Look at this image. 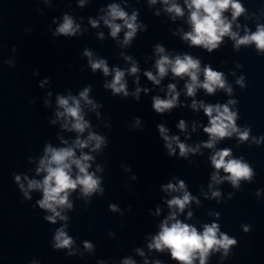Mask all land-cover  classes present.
Listing matches in <instances>:
<instances>
[{
    "label": "clouds",
    "instance_id": "9594fccd",
    "mask_svg": "<svg viewBox=\"0 0 264 264\" xmlns=\"http://www.w3.org/2000/svg\"><path fill=\"white\" fill-rule=\"evenodd\" d=\"M148 2L150 5H154L158 0H148ZM160 2L165 5L164 10L167 13L173 14V20L176 17L184 16V9L175 0H160ZM84 3L85 0H79L80 6H83ZM184 5L188 9L187 22L191 26V31L183 33L182 38L189 42L191 46L202 47L212 53L213 50L219 48L223 38L227 36L235 42L234 49L237 51L241 45L255 44L258 54L264 53V24H258L256 31L251 33L246 28L243 36H239L238 32L232 30L233 23L237 20V17L246 11L240 0H184ZM107 9V15L101 16L100 19L110 29L111 37L117 38L121 30L126 28L127 31L124 33L122 46L129 45L136 36L137 30L141 27L137 23V12L133 11L131 16H129L120 5L115 3L108 5ZM229 10L231 11V20L224 15ZM156 15H159V12ZM117 20L122 21V23H116ZM89 23L93 27L98 26L97 20H90ZM236 27L239 28L240 25L236 24ZM79 29L80 25L75 24L73 18L65 14L63 23L57 27L54 35L74 37ZM99 37L103 39V33H99ZM154 50L159 57L155 61L156 73L153 74L151 71L144 72V75L153 84L159 85L170 71L174 77L181 79L188 77V81L184 85L188 97H195L197 89H203L207 94H214L217 89H223L231 95L232 88L227 84L223 72L214 70L211 65H205L201 68V61L191 55H176L174 58H170L168 54H165V49L160 44L155 45ZM83 54L89 58L88 62L93 72L100 70L105 76L112 75V80L105 82L104 87L111 89L113 96L122 94V98H126L130 95L125 81L126 72L135 76L140 71L137 64L132 61V57H124L125 60L132 62L129 69L122 70L116 67L110 70L105 59L97 58L93 60L92 52L88 49H85ZM5 63L11 62L5 61ZM33 74L39 75V71L37 70ZM201 74H203V80L200 79ZM48 79L45 78L39 86L43 87L44 83L48 82ZM136 83H139L138 76ZM237 84L243 88L244 78L240 77L237 80ZM167 89L166 98L162 99L158 95L152 97V109L157 114H163L180 106L178 99L180 93L177 91L176 85L168 84ZM90 90L91 86L85 87L79 93V98L71 94L67 97L57 96V107L62 110L55 112L56 119L51 120L50 123L55 124L57 120H61L63 129L69 132L75 131L78 135L72 145L68 147L53 148L50 144L45 145L44 156L40 159L39 166L36 169L38 175L45 173L42 180L29 179L25 175L23 176V180L27 181V187H25V184L21 182V176L15 175V182L19 185V189L25 199L31 200L29 195L31 190L42 191V198L37 200L36 204L41 210L51 213V215H45L44 219L53 224L57 222V219L68 220V217L61 213L66 209H72L73 205L69 200V196L77 188L80 189L81 194L85 197H90L97 192L103 195L104 192L101 187V178L97 177L95 172H89L90 162L93 161L94 157L85 153L83 149L89 148L91 145L90 151L96 152L105 144V138L92 132L88 133L86 139L80 138L90 128L89 122L85 119L81 101L84 102V106L91 105L92 109L98 107L92 99H89ZM142 91L147 93L149 90L137 87L131 93L137 102H139ZM48 95H51V93H48ZM44 103L47 106L49 101L45 100ZM236 103L237 101L235 100H229L225 104H205L203 101L192 100L191 108L194 111L202 109L208 117V126L204 127L203 131L208 134L209 139L203 143V147L211 149L219 140L225 137L230 138L233 134H236L241 143L249 140L250 128L245 127L243 130L238 128L236 125L238 114L230 108V105H235ZM140 123V118L137 117L136 126H139ZM176 127L184 131L186 129L185 121L181 119ZM157 128L170 157L176 155L177 148L179 149V156L187 158L189 153L195 154L201 147L200 145L195 148L190 147L181 142L179 136H169V130L163 124H158ZM193 131H195V128H193ZM262 140H264V137L260 139L253 138V143L259 145ZM61 142L67 144L66 140ZM77 149L81 150L79 156L76 153ZM231 157L232 152L228 148L218 150L210 156L211 164L217 170L212 173V181L220 183L222 180H228L233 187L238 188L241 180L251 181L255 173L249 163L244 162L243 158ZM221 169L227 174L222 178L219 176V170ZM97 171H100L99 167H97ZM133 179H138V177L134 176ZM161 188L166 193L175 192L182 193V195L173 196L166 201L169 209L175 210L170 211L168 216L160 223L159 232L148 243V249H154L158 252H163L167 249L171 258L178 261V264H194L196 260L199 261V264H207L210 253L221 249H223V256L227 257L230 248L236 245L237 241L234 238H230L226 233L221 232L218 223L205 224L203 225V231L199 232L195 226L184 223L177 218L178 213H183L190 202L196 200L187 191L185 182L178 180L176 184L170 182L162 185ZM209 188H212V184H209ZM220 195L219 191L212 192L213 198ZM257 195L259 196V191H257ZM196 203L199 204V200H196ZM109 207L113 212L119 210L114 204L109 205ZM154 214H160L159 207H157ZM192 215L191 211L187 213L188 218H191ZM216 215L218 217L219 213ZM66 226L65 224V226L55 231V243L53 244L55 249H71L73 246L74 241L65 231ZM242 227L245 232L250 230V226ZM84 247L87 250L94 248L87 241L84 242ZM137 252L141 256L144 255L143 251L139 249H137ZM68 254L72 255L73 253L70 251ZM122 264H135V261L126 258L122 261ZM144 264H148V261L145 260ZM155 264H161V262L156 260Z\"/></svg>",
    "mask_w": 264,
    "mask_h": 264
}]
</instances>
